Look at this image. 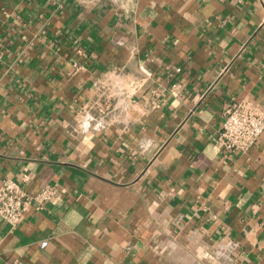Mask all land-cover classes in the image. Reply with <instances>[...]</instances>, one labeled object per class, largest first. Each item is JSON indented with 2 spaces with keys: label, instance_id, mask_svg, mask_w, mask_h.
<instances>
[{
  "label": "crops",
  "instance_id": "crops-1",
  "mask_svg": "<svg viewBox=\"0 0 264 264\" xmlns=\"http://www.w3.org/2000/svg\"><path fill=\"white\" fill-rule=\"evenodd\" d=\"M244 99L264 0H0V184L61 193L0 216V264H264V132L220 141Z\"/></svg>",
  "mask_w": 264,
  "mask_h": 264
},
{
  "label": "built area",
  "instance_id": "built-area-1",
  "mask_svg": "<svg viewBox=\"0 0 264 264\" xmlns=\"http://www.w3.org/2000/svg\"><path fill=\"white\" fill-rule=\"evenodd\" d=\"M145 74L149 69L141 64ZM136 82L130 83L134 87ZM111 98L98 104L101 113L106 114L112 107ZM264 132V109L251 100H235L228 105L224 112V121L220 132L222 146L230 151L246 152L261 137ZM58 186L45 184L36 192L29 191L22 183L6 178L0 184V216L12 226L20 223L25 212L32 206L44 208L55 199H60ZM46 241L41 243L44 247Z\"/></svg>",
  "mask_w": 264,
  "mask_h": 264
}]
</instances>
